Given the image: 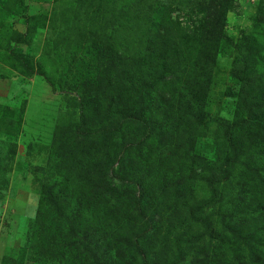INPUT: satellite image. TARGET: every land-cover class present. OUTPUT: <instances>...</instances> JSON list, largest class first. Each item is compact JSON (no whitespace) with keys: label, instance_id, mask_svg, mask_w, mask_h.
Returning a JSON list of instances; mask_svg holds the SVG:
<instances>
[{"label":"trees","instance_id":"obj_1","mask_svg":"<svg viewBox=\"0 0 264 264\" xmlns=\"http://www.w3.org/2000/svg\"><path fill=\"white\" fill-rule=\"evenodd\" d=\"M158 3L76 0L57 36L73 50L60 55L57 79L14 55L12 68L43 74L68 95L69 114L54 125L45 165L35 166L41 182L28 239L0 264H176L187 256L190 264H264V17L258 32L234 37L223 32L232 0L195 1L201 17L188 29L169 4L158 17ZM222 58L229 82L215 91ZM21 118L2 115L0 138ZM198 180L206 197L194 194ZM166 219L189 226L175 235L174 252L161 236ZM204 236L221 238L214 249L224 243L232 257L195 249Z\"/></svg>","mask_w":264,"mask_h":264},{"label":"rangeland","instance_id":"obj_2","mask_svg":"<svg viewBox=\"0 0 264 264\" xmlns=\"http://www.w3.org/2000/svg\"><path fill=\"white\" fill-rule=\"evenodd\" d=\"M195 1L199 0H159L160 6H156L158 17L162 15L164 5L169 4L172 16L177 18L182 26H186L187 29L194 28L201 17V14L191 9ZM11 3L13 5L9 6ZM74 5L76 0H0V119L6 113L15 117L22 111L19 127L14 133L0 138V155L5 154L13 143L16 151L14 157L8 156L4 160L5 170H0V261L3 255H16L28 239L31 220L36 214L41 182V174L35 166L45 165L54 125L58 118H67L69 114L66 103L68 95L64 96V93L58 90L53 91L44 75H52L57 79L61 74V69L57 68L60 66V55H63V52L67 56L73 53L72 49L71 52L69 49L64 51V45L57 36L62 34L61 30L64 31L62 21L65 17V20H68V12ZM263 13L264 0H232L223 32L234 37L241 31L258 32L263 24L261 21ZM254 35L256 36L255 33ZM86 45L83 44L81 47ZM17 53L22 57L27 56L35 69L36 64L40 62L45 74L37 72L27 76L22 73L24 68L21 66L18 70L12 68L15 62L14 55ZM229 66L230 59H220L215 91L223 90L228 84ZM71 93V96L75 95L74 91ZM217 104L221 106L224 103L217 101ZM214 108L212 111L216 110ZM222 109L221 107L220 114L228 117L229 110ZM233 191L237 190L234 188ZM194 194L197 197L208 195L206 187L199 180L195 184ZM218 205L219 203L216 204L215 210ZM221 205L225 211H231L228 200L224 199ZM166 215L169 216L165 213ZM233 217L234 220H238L241 214L234 213ZM156 220L157 216L150 224L154 225ZM169 222L166 219L162 223L161 236L164 233L168 235L167 240L174 252L177 249L173 242L175 235L189 226L183 223L181 227L174 220L170 225ZM220 229V224L215 222L213 230L217 232ZM216 241L220 242L221 238L212 236L209 240L208 236H204L195 249L206 250L207 253L212 252L217 256L226 250V255L230 259L232 256L226 244L222 243L221 248L214 249ZM261 252L264 256V249ZM109 253L111 257H115L113 249ZM212 257L209 256V261ZM190 260L191 257L187 256L184 260H178L176 264H190ZM117 261L115 258L113 264ZM46 264L54 262L46 261Z\"/></svg>","mask_w":264,"mask_h":264}]
</instances>
